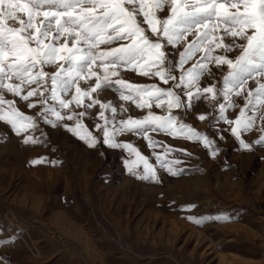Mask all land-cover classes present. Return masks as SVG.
Here are the masks:
<instances>
[{
  "label": "rangeland",
  "instance_id": "1",
  "mask_svg": "<svg viewBox=\"0 0 264 264\" xmlns=\"http://www.w3.org/2000/svg\"><path fill=\"white\" fill-rule=\"evenodd\" d=\"M170 14L167 4L157 12L160 19ZM192 38L187 37L189 41ZM225 42L233 40L226 37ZM120 43L124 42L100 47ZM234 43L246 42L237 39ZM165 48L168 63L178 61L183 45L174 48L165 42ZM215 54L223 53L217 50ZM239 54L235 47L227 56L235 59ZM209 69L211 75L205 72L200 87L222 89L227 66L210 64ZM44 70L52 73L57 66ZM174 74L178 76L179 71ZM120 75L132 83L162 88L172 85L132 70L121 69ZM81 85L87 87L83 81ZM255 86L250 80L248 87ZM45 94L50 97V92ZM4 96L13 99L6 90ZM98 99L117 108V122L129 117L141 119L148 111L168 115L166 105L157 108L153 101L151 109H139L120 100L113 89L101 91ZM15 100L21 112L39 118V103L29 108L19 97ZM232 100L236 107L228 108L226 115L234 120L245 101L243 95H233ZM217 101L224 102L222 95ZM217 101L193 99L187 112L181 108L171 113L213 140L218 150L215 157L199 141L179 135L174 138L149 130V136L160 145L155 149L141 134L116 136L119 143L132 144L154 165L155 154H162L164 147L172 149L167 159L180 161L175 165L179 174L170 175L156 165L159 182L132 175L126 161L136 157L126 149L102 142L89 148L63 126L71 121L52 127L40 120L33 131L38 140L35 144H25L22 135L0 121V264H264V146L254 143L262 134L260 121L253 130L241 134V139L252 144L251 150H245L231 126L215 119L219 116ZM48 104L59 110L51 99ZM99 111L98 105L89 109L83 123L102 141L101 132L94 127L102 123L97 119ZM200 114L206 119L199 120ZM106 115L111 117L110 111ZM37 158H44V162L33 165L31 161ZM136 170L142 172V165ZM220 215L230 220H206L197 225L187 219Z\"/></svg>",
  "mask_w": 264,
  "mask_h": 264
},
{
  "label": "snow or ice",
  "instance_id": "2",
  "mask_svg": "<svg viewBox=\"0 0 264 264\" xmlns=\"http://www.w3.org/2000/svg\"><path fill=\"white\" fill-rule=\"evenodd\" d=\"M166 4L171 14L160 19L157 12ZM189 35L193 37L190 41ZM226 37H231L233 43H226ZM237 39L246 43H234ZM117 41L124 43L100 47ZM165 42L174 48L183 45L178 61L168 63ZM235 47L240 54L235 59L228 58L227 53ZM217 50L223 54L214 55ZM198 53L202 54L199 58ZM210 64L228 68L222 89L214 85L200 87L205 72L211 75ZM53 65L56 71L44 70ZM121 69L157 77L162 84L171 81L172 85L162 88L132 83L121 77ZM250 80L255 81L254 88L248 87ZM81 81L87 87H82ZM105 89H113L120 100L139 109H151L153 101L157 108L166 105L168 115L148 111L141 119L129 117L117 122V108L98 99ZM5 90L13 99L5 98ZM69 94L70 99L66 98ZM221 95L222 103L217 101ZM233 95H243L245 101L234 120L226 115L228 108L236 107ZM16 97L27 102L29 108L39 103V118L21 112ZM33 97L37 100L33 101ZM201 97L217 101L219 116L215 119L231 126L232 134L245 150H251L252 144L241 139V134L253 130L259 120L262 134L254 143L264 146V0H0V121L10 125L16 135H22L25 144L38 143L33 131L40 120L52 127L71 121V125L63 126L89 148L102 142L126 149L136 157L126 161L128 171L138 179L159 182L156 165L170 175L179 174L175 165L180 161L167 159L172 149L164 147L162 154H155L154 165L132 144L119 143L116 136L126 132L141 134L155 149L160 145L149 136V130L174 138L179 135L199 141L215 157L218 150L213 140L171 114L172 109L184 108L187 112L192 100ZM49 99L59 110L48 104ZM97 105V119L102 123L94 127L101 132L102 141L83 123L90 115L89 109ZM76 108L84 110L77 112ZM109 111L111 117L106 115ZM198 119L203 121L206 116L200 114ZM43 162L44 158L31 161L33 165ZM51 163L55 165L57 161ZM140 165L142 172L136 170ZM187 219L197 225L206 220H230L223 215Z\"/></svg>",
  "mask_w": 264,
  "mask_h": 264
}]
</instances>
